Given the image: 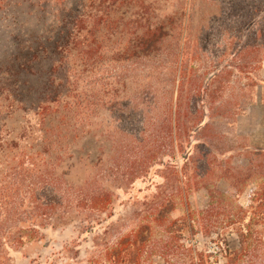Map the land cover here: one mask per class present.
Listing matches in <instances>:
<instances>
[{"label":"rangeland","instance_id":"1","mask_svg":"<svg viewBox=\"0 0 264 264\" xmlns=\"http://www.w3.org/2000/svg\"><path fill=\"white\" fill-rule=\"evenodd\" d=\"M263 19L264 0H0V180L36 205V179L2 167L47 161L53 125L72 132L60 173L110 197L56 226L42 212L12 264H111L106 251L140 228L142 264H196L194 250L224 264V239L238 251L227 216L264 177ZM208 188L228 195L211 213L221 237L154 221L168 201L172 220L207 209ZM253 249L244 264L264 258V235Z\"/></svg>","mask_w":264,"mask_h":264},{"label":"trees","instance_id":"2","mask_svg":"<svg viewBox=\"0 0 264 264\" xmlns=\"http://www.w3.org/2000/svg\"><path fill=\"white\" fill-rule=\"evenodd\" d=\"M260 14V12H258ZM264 19L261 21L263 22ZM260 22V23H261ZM264 29L257 31V38H260L259 52L261 60L264 59ZM262 38V40H261ZM52 126V132H46L45 141L48 147L45 162L35 156L24 155L22 159L13 160L3 166V170L8 165L15 167L18 174L24 177H32L36 179L35 185L37 189L33 197L36 205L30 206L32 198L21 199V206L18 203L20 196L11 190L10 181L0 180V264H12V253L23 248L26 244L40 238L42 233V225L38 224L40 216L48 217V225L54 226L57 223H63L72 219L78 213H92L99 209H105L109 206L110 197L96 192H85V189H75L71 183L67 181L66 173H60L62 165L68 160L69 152L72 150L65 148L64 143L72 138V132L68 130H58ZM17 161V162H16ZM2 172V171H0ZM264 170H262V173ZM14 175V174H12ZM41 183L43 187H41ZM5 186V188H4ZM47 191L49 200L40 198V191ZM42 191V192H43ZM210 202L208 208L195 212L187 204V211L183 218L172 220V213L176 209V205L172 201H168L160 207L158 213L153 216L155 222L161 224H169V232L177 229L178 239H183V233L187 231L192 237L201 233L205 237H212L217 233L213 232L211 225V213L215 202L218 198L227 199L228 195L218 191L216 188H208ZM238 193H242L240 190ZM28 203V205H26ZM43 204V205H42ZM104 207V208H101ZM232 209V208H231ZM237 218L235 215L227 216L228 227H234L240 249L236 252H230L226 239L224 244L226 247V262L224 264H244L247 261L254 262L253 247L257 236L264 235V177L258 178L254 184V190L250 195V204L243 207L236 201ZM232 213V212H231ZM56 226V225H55ZM218 228H215V230ZM172 233V232H170ZM260 234V235H259ZM143 228L136 230L132 235H128L121 239L117 245L108 249L105 253L106 259L111 264H142L148 245ZM196 264H202L199 260L200 256L196 250ZM165 259V258H164ZM258 264H264V258L257 261Z\"/></svg>","mask_w":264,"mask_h":264}]
</instances>
